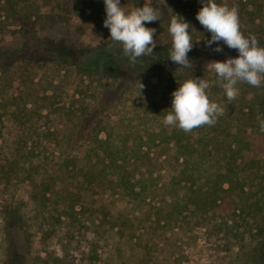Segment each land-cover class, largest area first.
<instances>
[{"label": "rangeland", "instance_id": "obj_1", "mask_svg": "<svg viewBox=\"0 0 264 264\" xmlns=\"http://www.w3.org/2000/svg\"><path fill=\"white\" fill-rule=\"evenodd\" d=\"M159 1H165L194 27L191 30L193 47L199 53L196 51L193 62H204L205 69L200 70V74L215 79L207 91H216L215 102L224 103L226 97L216 83V74L212 76L214 72L207 70L206 64L215 61L216 55L238 58V51L228 48L223 41L219 45H207L211 33L196 19L202 7L201 0ZM128 2L129 11L145 4V0ZM56 3L57 0H0V53H4L0 59V113H7L4 117L8 120L11 116L17 119L22 126L19 132L24 131L25 137L52 143L67 142L72 135V139L78 138L69 117L65 116L67 108H64L70 104L65 101L75 92V83L78 82L82 90L87 89L85 104L92 102L93 98L88 97L90 92L102 85L99 76L91 82L87 78L83 85L73 67L54 61L55 53H69L75 46L82 49L113 42L109 40V29L104 27V0H63L60 6ZM149 3L157 8L152 0ZM216 3L237 7L241 32L245 36L254 35L264 47V0H216ZM165 12L168 14L167 10ZM43 15H52L53 19ZM145 26L157 29L154 36L157 45L172 43L169 25L161 18L145 22ZM217 46L223 51H213ZM178 74L182 77L177 81L183 82L182 78L187 77L186 71ZM149 83L156 85L158 78L153 77ZM237 87L238 96L214 126H199L184 132V136L194 137L196 145L200 142L209 150L211 143L219 140L220 146L239 129H246L245 138L256 145L250 149L253 153L247 156L250 159L262 156V166L257 170L246 165L242 173L245 190L231 184L230 177L220 176L224 175L221 166L226 165L225 162H218L214 157L218 153L214 151L212 156L204 147L202 155L192 152L194 164L185 168L188 181L183 189L177 191L169 179L171 167L161 166L155 160L154 176L142 183L145 188L138 200L131 203L120 200L108 207L104 200L85 202L83 208L78 206L82 213L74 219L61 217L59 210L68 207L66 199L42 206L32 199V180H40L51 195L85 191L89 185L86 151L79 149L80 142L73 144V141L67 151L71 154L77 149V153L82 152L76 160L78 169H46L45 161L41 167L36 161L33 167L37 168L32 169L30 177L25 171L24 160L20 166H13L10 182H0V264L5 263L8 255L9 243L4 231L8 211L17 208L23 215L29 236L24 264H264V133L260 132L257 121L264 82L261 87L246 83ZM128 151L135 154L136 146ZM175 151V146L158 149L164 153V158L173 157ZM138 155L140 162L134 165L133 174L137 178H147L148 160L139 151ZM202 159L213 160L206 172L205 164L200 163ZM193 174V180L188 179ZM183 193L187 199L181 204L174 203L176 194ZM185 216L189 218L187 221L182 220ZM131 237L134 240L130 241ZM133 252L138 253L135 258Z\"/></svg>", "mask_w": 264, "mask_h": 264}, {"label": "trees", "instance_id": "obj_2", "mask_svg": "<svg viewBox=\"0 0 264 264\" xmlns=\"http://www.w3.org/2000/svg\"><path fill=\"white\" fill-rule=\"evenodd\" d=\"M57 1L56 5L60 6L63 0ZM152 2L161 12V20L169 25L170 16L174 13L177 14V11L171 10L165 1L152 0ZM121 6H125V11L130 12L128 0H121ZM92 8L91 10H94ZM165 10L168 11V14ZM43 16L53 19L52 15ZM170 46L171 44L167 43L158 44L152 55L142 56L135 63L130 62L129 58L123 54L121 45L113 42L82 49L75 46L69 53L67 51L56 52L54 61L73 67L79 82L85 85L87 78L91 82V79L99 76L102 82L101 88L93 89L88 96L93 98L92 102L85 104L87 89L82 90L80 84L75 83V92L65 101L70 104L67 107L64 106L67 108L66 114H64L69 117L73 133H77L78 138L72 139L74 136L72 135L67 142L58 140L56 143H52L39 138L29 139L25 137L24 131L19 132L22 126L17 119H13L11 116L8 120L4 117L7 113H4L5 115L0 113V182H10V178L14 174L13 166H20L24 160L27 164L25 171L29 172V176L33 172L32 169L37 168L33 167L36 161L40 163V167L45 161L46 169L49 167L68 171L78 169L76 160L77 158L79 160L82 152L77 153L78 149L73 154L67 151V146H71L75 141L73 144L80 142L78 143L80 144L79 149L86 151L85 166L88 169L86 178L90 185H88V189L70 191L61 196L56 193L51 195L49 189L44 187L40 180H32V199L42 206L45 207L51 202L55 204L58 199L62 201L66 199L68 207L65 206L59 210L61 217L74 219L82 213L78 210V206L83 208L85 202L104 200L108 207L120 200H126L127 203L138 200L142 196V189L145 188L142 187V183L151 180L154 176L152 168L155 160L161 166L168 164L171 167L168 176L171 175L169 179L172 180L173 185L175 184L177 191L185 188L184 183L188 181L185 176V168L194 164L192 160H194L195 154L202 155V148L207 149V147L198 141V145H196L194 137L186 138L184 131L177 126L165 125L163 118L166 115L164 112L172 107V93L178 89L179 83H182L181 80H176L178 77H182L178 72L186 71L187 77L184 76L183 81L193 76L203 79L200 70L205 69V66L204 62L203 64L202 62H198V64L193 62L197 52L199 53L193 47L188 53L189 60L193 62V68L178 70L179 66L168 59ZM3 56L4 53L1 52L0 59ZM215 57H217L215 61L224 62L230 56L216 55ZM153 77L158 78L156 85L149 83ZM205 78L212 84L215 80ZM139 81L145 85L141 94L138 89ZM215 92L208 91L210 99L214 102L216 101L213 97ZM135 95L137 99H134ZM245 114L247 117L249 116L248 113ZM258 116L264 118V94ZM245 132L246 129H239L229 141H224V144L218 146L219 140H217L211 143V149H207L212 153V156L216 151L218 154L214 157L217 161L221 160L226 164L221 166L224 175L220 176L230 177L229 182L243 190L246 188V181L243 180L242 173L246 169V165L254 166L257 170L262 166L260 165L262 156L251 159L247 156L253 153V150L250 149L256 145L245 138ZM133 146H136V152L131 155L128 149H132ZM173 146L176 150L173 157L164 158V153L158 152L159 147L172 149ZM49 149L51 150L48 151ZM47 151L48 156L45 154ZM138 151L148 160L150 171L147 178H137L133 174L134 165L140 162L141 158ZM193 151H196L194 155ZM222 151L229 154L223 156L221 155ZM206 159L198 160L201 164H205V172L209 170L208 166L213 165V160L206 161ZM249 160L252 162L250 165L246 163ZM194 176L193 174L188 179L193 180ZM244 194L248 195L249 193ZM186 197L185 193L176 194L173 199L174 203L181 204L180 202L185 201ZM8 215L4 231L9 248L4 264H24L29 251L27 225L18 208L13 212L9 210ZM103 215L107 217L108 213ZM16 217L18 218L17 222ZM187 219H189L187 216L182 218L184 221ZM129 240L132 241L134 238L131 237ZM137 254L133 252L132 256L135 258Z\"/></svg>", "mask_w": 264, "mask_h": 264}, {"label": "clouds", "instance_id": "obj_3", "mask_svg": "<svg viewBox=\"0 0 264 264\" xmlns=\"http://www.w3.org/2000/svg\"><path fill=\"white\" fill-rule=\"evenodd\" d=\"M201 3L196 19L211 33L207 45L211 47L213 43L219 45L223 41L228 48L237 50L239 56L206 64V68L216 74V83L226 97L224 103L210 99L207 90L213 85L205 77L193 76L179 83L178 89L172 93V107L164 112L163 122L168 126H177L184 132H191L199 126H214L218 117L225 114L227 106L238 96V84L261 87L264 82V47L259 45L254 35L245 36L241 32L238 8L218 5L216 0H201ZM104 4V27L110 31L109 40L120 44L123 54L132 63L142 56L152 55L157 47V40L154 39L157 29L146 27L145 22L160 20V10L153 7L149 0H145L143 7H136L130 12L121 6V0H104ZM192 29L194 27L181 15L174 13L170 16L168 31L172 43L168 59L179 66L178 70L193 68V62L188 58L194 46ZM98 39L103 41L102 37ZM213 51L220 53L223 48L217 46ZM144 88L145 85L139 81L140 94ZM257 121L260 132L264 133V118L257 116Z\"/></svg>", "mask_w": 264, "mask_h": 264}]
</instances>
